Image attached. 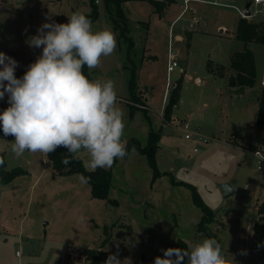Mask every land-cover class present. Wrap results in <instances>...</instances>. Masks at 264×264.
Here are the masks:
<instances>
[{
	"label": "rangeland",
	"instance_id": "374dc122",
	"mask_svg": "<svg viewBox=\"0 0 264 264\" xmlns=\"http://www.w3.org/2000/svg\"><path fill=\"white\" fill-rule=\"evenodd\" d=\"M95 2L93 31H112L117 44L90 70L91 80L114 82L126 144L136 141L144 148L152 133L160 135L154 156L160 175L146 155L133 149L112 167L108 199H96L77 175L54 177L46 156L25 152L16 157L14 139L0 135L7 169L27 171L0 186V264H90V250L116 253L117 245L124 264H154L162 250L182 249L204 238H215L234 264H264V243L262 250L251 252L256 223L264 239V222L259 221L264 162L253 154L264 149V128L256 123L264 87V11L248 17L258 26L246 45L237 38L243 17L239 10L252 0H194L176 22L184 0L163 13L148 2L129 1L123 5L129 27L125 36L105 1ZM92 10L91 0H0V51L17 61L15 76L22 78L42 54V47H29L26 41L43 23H67L73 12L89 16ZM177 35L182 41L173 39ZM245 46L254 53L257 80L254 87L238 90L229 86L235 73L230 59ZM170 48L178 63L170 81L177 84L182 78V85L172 119L165 122ZM4 97L5 110L7 93ZM182 122L189 125L188 132ZM76 157L86 168L87 153ZM248 183L255 184V192ZM224 186L233 191L229 197ZM191 187L212 210L214 221L201 224L205 214Z\"/></svg>",
	"mask_w": 264,
	"mask_h": 264
},
{
	"label": "clouds",
	"instance_id": "9594fccd",
	"mask_svg": "<svg viewBox=\"0 0 264 264\" xmlns=\"http://www.w3.org/2000/svg\"><path fill=\"white\" fill-rule=\"evenodd\" d=\"M47 30V31H45ZM29 47H42V54L30 64L22 78L15 76L17 61L0 52V100L7 93L8 104L0 112L4 136L14 137L11 150L16 157L25 152L47 156L58 147L67 149L62 163L87 153L86 169H108L127 154L123 112L111 80H91L83 72L99 67L101 57L116 48L110 30L93 31L91 20L75 11L67 23L45 22L30 37ZM6 82V83H5ZM5 161L0 156V167ZM87 184L90 177H79ZM154 264H234L223 254L215 238H204L186 249L168 248ZM175 257V258H173ZM125 261V260H124ZM117 252L105 264H124Z\"/></svg>",
	"mask_w": 264,
	"mask_h": 264
},
{
	"label": "trees",
	"instance_id": "16d2710c",
	"mask_svg": "<svg viewBox=\"0 0 264 264\" xmlns=\"http://www.w3.org/2000/svg\"><path fill=\"white\" fill-rule=\"evenodd\" d=\"M108 11L115 23V25L120 29L121 35L125 36L129 32L128 19L125 15L123 5L129 1H143L148 2L150 5L155 7L157 11L163 13L168 6L175 3V0H104ZM92 13L87 16L91 21H94L98 17V10L95 0H91ZM258 25L256 23H251L247 18H241L237 33V38L243 41L246 45L250 43L251 33L256 29ZM209 69H211V64H208ZM230 68L235 72L229 77V86L235 89H245L252 88L256 84L257 80V69L255 64L254 53L245 46V49L242 52L235 53L231 56L230 59ZM212 72V70H210ZM84 74L91 79L90 70L85 66L83 68ZM213 73V72H212ZM136 71H133L132 77L129 81V86L133 91L136 87ZM181 85L182 78L178 80L177 86L170 92V96L163 110V119L165 122H170L172 119L173 111L178 105L181 96ZM139 102V99L137 100ZM258 111L256 123L259 127L264 128V87L261 89L260 96L258 99ZM142 105V104H141ZM144 106V105H143ZM4 107L0 102V112H3ZM0 135L4 136L2 128H0ZM6 137V136H4ZM8 140H13L14 137L7 136ZM160 138L159 134L152 133L150 138V145L142 148L137 144L136 141H131L127 146L128 154L124 157L127 158L131 150L136 149L140 153L146 155L149 164L154 169L156 175H160L158 168L155 162V153L157 148V142ZM236 138L233 137V144L236 142ZM67 149L64 147H58L55 152L48 154L46 157L51 162L53 168V176H70L77 175L80 177L83 176L90 177L89 182L87 183L91 187V195L93 198L107 200L109 191L112 185V167L118 163V159L115 160L112 167L109 169L97 168L95 171H89L85 168L83 161L78 157H70V163L65 165L62 163V160L68 156ZM4 158V165L0 167V186L7 185L13 182L17 177L27 174V171L22 168H14L11 170L7 169L6 159L4 155H1ZM193 189V187H191ZM194 193V202L200 206L203 210L205 216L203 217L201 224L203 225L206 221H214V214L211 209L206 206L196 191L193 189ZM259 221L264 222V203L259 208ZM107 241H104L101 245L103 247ZM183 248L187 247L183 245ZM182 248V249H183ZM92 257H90V264H102L105 263L108 256L112 253L104 252L103 250H90L89 251ZM88 252V253H89ZM186 260V257H185ZM184 260V262H185Z\"/></svg>",
	"mask_w": 264,
	"mask_h": 264
},
{
	"label": "built area",
	"instance_id": "2783aa9c",
	"mask_svg": "<svg viewBox=\"0 0 264 264\" xmlns=\"http://www.w3.org/2000/svg\"><path fill=\"white\" fill-rule=\"evenodd\" d=\"M192 1H194V0H184V3L186 5V7ZM196 1H198V0H196ZM252 7L256 8V10L254 12L251 11V8ZM259 8H260V10H259ZM249 9H250V13H251L250 18L255 17V15H257L258 13H260L262 10L264 11V0H252L251 6H250ZM239 12L242 14L243 11L239 10ZM173 39H176L177 41H182V38L179 39L178 35L177 36H174ZM0 52H2V51H0ZM177 66H178V63H177V60H176V55L171 51V48H170V51H169V54H168V64H167V85H168V88L169 89H166L165 90V94H164V102L165 103H167V101H168V98L170 96V92L177 86L176 83H172L170 81L171 80L170 79L171 72ZM262 85H264V81L262 82ZM142 107H145V106H142ZM164 107L165 106L163 105V110H164ZM180 127L184 131H186V132H188L189 129H190L189 125L186 122H182L181 125H180ZM189 138L190 137L187 134L186 135V139H189ZM207 141H208V139H205V142H207ZM253 154H254V156L256 158L259 159V161L264 162V149L263 148H258L257 150H254L253 151Z\"/></svg>",
	"mask_w": 264,
	"mask_h": 264
},
{
	"label": "water",
	"instance_id": "95a60500",
	"mask_svg": "<svg viewBox=\"0 0 264 264\" xmlns=\"http://www.w3.org/2000/svg\"><path fill=\"white\" fill-rule=\"evenodd\" d=\"M250 6H251V3H247V5L245 6V8L242 12V16L244 18L250 17V15H251L250 9H249ZM238 93H244V90H241ZM0 101H1V104H4L6 101L5 97ZM223 188L225 190V197H229L230 195H232L233 191L230 189V187L224 186ZM261 244H262L261 230L259 228V224L256 223L255 229H254V234H253V240H252V244H251V252L252 253L258 252L260 250Z\"/></svg>",
	"mask_w": 264,
	"mask_h": 264
},
{
	"label": "crops",
	"instance_id": "0c3cea01",
	"mask_svg": "<svg viewBox=\"0 0 264 264\" xmlns=\"http://www.w3.org/2000/svg\"><path fill=\"white\" fill-rule=\"evenodd\" d=\"M198 1H202V0H198ZM176 2H177V0H175V3H176ZM173 5H174V4H173ZM186 8H187V7H185V8L183 9V12H182V13H181V14H180V15H179V16H178L173 22H176V21L180 18V16L186 11ZM221 32H223V31H221ZM178 37H181V38L183 39V37H182L181 35H178ZM7 102H8V97H7ZM235 138H236V137H235ZM250 185H252V186L254 187V190H253V191H250L249 189H248V190H249L250 192H255V190H256V186H255V184H253V183H248V184H247V187L250 186ZM261 238H262V236H261ZM252 240H253V239H252ZM263 240H264V239H262V244H261V246H260V250H262V248H263V243H264ZM260 250H259V251H260ZM259 251H258V252H259Z\"/></svg>",
	"mask_w": 264,
	"mask_h": 264
}]
</instances>
